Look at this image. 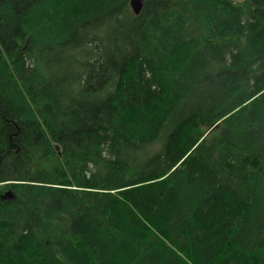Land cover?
Returning a JSON list of instances; mask_svg holds the SVG:
<instances>
[{"label": "trees", "instance_id": "1", "mask_svg": "<svg viewBox=\"0 0 264 264\" xmlns=\"http://www.w3.org/2000/svg\"><path fill=\"white\" fill-rule=\"evenodd\" d=\"M0 0V264H264V0Z\"/></svg>", "mask_w": 264, "mask_h": 264}, {"label": "water", "instance_id": "2", "mask_svg": "<svg viewBox=\"0 0 264 264\" xmlns=\"http://www.w3.org/2000/svg\"><path fill=\"white\" fill-rule=\"evenodd\" d=\"M145 0H130V7L136 15H139L144 6Z\"/></svg>", "mask_w": 264, "mask_h": 264}, {"label": "bare ground", "instance_id": "3", "mask_svg": "<svg viewBox=\"0 0 264 264\" xmlns=\"http://www.w3.org/2000/svg\"><path fill=\"white\" fill-rule=\"evenodd\" d=\"M145 3V2H144ZM143 9V8H142ZM141 13V12H140ZM135 14V13H134ZM136 15V14H135ZM140 15V14H139ZM138 16V15H137Z\"/></svg>", "mask_w": 264, "mask_h": 264}]
</instances>
